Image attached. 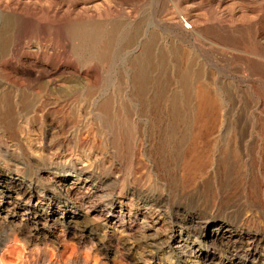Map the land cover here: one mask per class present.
Instances as JSON below:
<instances>
[{"label":"rangeland","instance_id":"374dc122","mask_svg":"<svg viewBox=\"0 0 264 264\" xmlns=\"http://www.w3.org/2000/svg\"><path fill=\"white\" fill-rule=\"evenodd\" d=\"M168 1L167 14L176 5ZM191 1L183 14L195 11ZM198 1L203 27H237L241 51L252 59L261 52L254 34L264 32V0ZM152 6L141 2L142 15ZM222 35L201 39V63L219 75L209 107H160L154 128L143 107L133 111L134 136L120 121L116 139L129 149H113L104 129L107 89L42 95L12 131L0 129V147H23L0 150V264H264V81L217 46ZM230 78L239 87H227ZM206 226L234 237L211 243Z\"/></svg>","mask_w":264,"mask_h":264},{"label":"bare ground","instance_id":"6f19581e","mask_svg":"<svg viewBox=\"0 0 264 264\" xmlns=\"http://www.w3.org/2000/svg\"><path fill=\"white\" fill-rule=\"evenodd\" d=\"M55 1L59 3L55 4ZM146 1H152L153 6L150 9L147 7L143 16L140 5ZM168 2L47 0L41 6L43 0H0V129L12 131L19 117H27L37 110L42 95L60 98L79 91L92 93L107 89L113 93L106 98L100 110L104 129L114 135L113 149H129V144L123 146L116 139L119 128L122 129L119 122L129 123L128 116L133 111L143 107L150 117V126L154 128L160 107L174 109L177 103L189 105L195 101L203 108L213 102L209 91L218 86L215 79L219 75L214 78V73L205 68L199 56L203 55L202 50L206 46L201 44V39L207 42L213 39L212 35L221 33L224 35L217 40V46L235 52L233 57L237 52L239 56L236 58L247 72L264 81V40H258L264 32L253 33L261 54L254 52L256 57L252 59L241 51L247 42L236 38L237 27L227 30L203 27L200 1H191L196 7L191 16L183 14L188 0H175V10L167 14ZM159 8L164 11V16L158 15ZM45 33L48 41L41 37ZM170 34L174 38H170ZM190 38L194 39L190 42L192 50L183 45ZM226 82L227 87L234 84L239 87L234 79ZM175 90L187 94L184 98L175 97L171 94ZM128 125L126 135L134 136L135 128L130 123ZM1 149L21 151L23 147L12 144ZM202 233L211 243L234 237L230 228L206 226ZM255 242L253 238L250 247ZM178 256L183 259L184 254L179 252Z\"/></svg>","mask_w":264,"mask_h":264}]
</instances>
